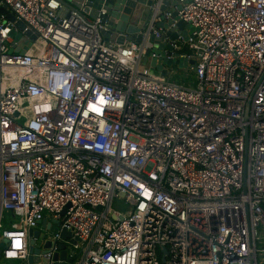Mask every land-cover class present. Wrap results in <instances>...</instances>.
I'll return each mask as SVG.
<instances>
[{"label":"built area","instance_id":"1","mask_svg":"<svg viewBox=\"0 0 264 264\" xmlns=\"http://www.w3.org/2000/svg\"><path fill=\"white\" fill-rule=\"evenodd\" d=\"M179 4L117 44L105 10L0 0L16 18L0 13L2 259L26 258L47 219L51 264L61 244L72 264H264V0ZM178 21L194 31L164 43L196 62L195 87L143 62Z\"/></svg>","mask_w":264,"mask_h":264},{"label":"water","instance_id":"2","mask_svg":"<svg viewBox=\"0 0 264 264\" xmlns=\"http://www.w3.org/2000/svg\"><path fill=\"white\" fill-rule=\"evenodd\" d=\"M179 2L180 0H62L63 13H69L71 10L80 11L82 5L85 4L83 13L95 20L101 11L105 10L106 14L102 16V19L104 22L109 23L115 33L110 36L109 33L103 32V36L107 41L117 44L126 42L141 43L156 9L161 13L171 12L172 18L177 19L178 12L182 9ZM170 5L174 6L173 10H170ZM0 13L6 15L8 20L16 21L15 16L8 12L5 7L0 8ZM170 24L172 22L169 24L159 22L157 28L165 31ZM16 26L21 31L25 28L22 22H17ZM187 30H190L191 33L194 31L190 24L178 21L174 28L163 33L162 38L158 39L151 35L149 39L151 47L146 50L143 60L146 67L153 68L162 77L166 78L170 69H188L190 65L195 66L196 62L194 60L178 58L177 53L174 58H169L173 56V46L170 43H164L166 38L169 41H175L180 34L187 40L189 35ZM28 35L31 36L32 40H35V36L31 35L30 32H28ZM21 38L22 35H16V40ZM21 53L24 52L21 51ZM152 55H155V57H152ZM98 209L100 210V208ZM46 227H49L47 219L40 223L39 228L29 231V249L24 259L13 261L2 259L3 252L7 249V240H0V264H51L47 255L50 253L52 242L45 239ZM50 229L55 233L59 231L57 228ZM60 235L63 240L71 237V234L66 230H63ZM164 252L166 253V250ZM52 262L53 264H72L65 244L60 245V252L54 254Z\"/></svg>","mask_w":264,"mask_h":264},{"label":"rangeland","instance_id":"3","mask_svg":"<svg viewBox=\"0 0 264 264\" xmlns=\"http://www.w3.org/2000/svg\"><path fill=\"white\" fill-rule=\"evenodd\" d=\"M155 72V71H153ZM169 75L167 76V79L171 82H176V83H180V84H184L190 87H195L196 86V78L193 72L191 71H187L184 69H178L175 68L173 72L168 73ZM151 167H148V170H150ZM113 208L117 211L126 213L129 209V207L126 205L124 200H115L114 204H113ZM6 215L4 216V219L2 221V226L3 228H6L7 226V220L10 218L9 215L7 214V212L5 213ZM18 220V219H17ZM16 220H12V223H14ZM19 221V220H18ZM17 221V222H18ZM11 263V262H10ZM14 263V262H12Z\"/></svg>","mask_w":264,"mask_h":264},{"label":"crops","instance_id":"4","mask_svg":"<svg viewBox=\"0 0 264 264\" xmlns=\"http://www.w3.org/2000/svg\"><path fill=\"white\" fill-rule=\"evenodd\" d=\"M169 8H170V10H173L174 9V6L170 5ZM184 70H187L188 71V69H184ZM169 71L170 72H173L174 69H170ZM5 213L3 215V219H4V216L6 215ZM7 214L9 215L10 218L7 220V225H6L7 227H6V229H16L17 227H19V222H17L18 220L14 216V214L11 213V212H7ZM12 220H16V221L14 223H12ZM8 263H10V262H8Z\"/></svg>","mask_w":264,"mask_h":264}]
</instances>
